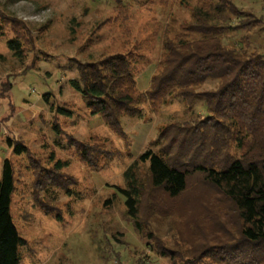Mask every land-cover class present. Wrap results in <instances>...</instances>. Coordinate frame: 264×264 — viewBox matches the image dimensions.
<instances>
[{
    "label": "rangeland",
    "instance_id": "1",
    "mask_svg": "<svg viewBox=\"0 0 264 264\" xmlns=\"http://www.w3.org/2000/svg\"><path fill=\"white\" fill-rule=\"evenodd\" d=\"M231 1L262 15L264 22V0ZM192 4L193 0H0V171L3 158H10L16 179L11 216L25 239L19 264H179L207 246L225 249L239 242L232 218L225 227L217 222L221 223L216 212L224 209V201L213 187L191 182V191L178 198L146 192L140 212L143 233L150 230L153 235L150 240L135 231L124 215L123 197L110 186L124 185L122 172L157 138L158 129L191 115L182 101L172 99L156 112L143 103L140 117L122 118L127 137L120 138L99 116L89 114L80 93L68 83L77 75L78 62L132 49L136 86L144 90L162 56L164 28L167 25L173 35L178 23L190 17ZM261 28L247 38L257 49L264 47V24ZM243 33L227 32L224 41L241 40ZM10 38L23 44L22 58L7 48ZM142 41L149 47L136 50L135 44ZM46 95L49 102L73 109V115L55 118ZM54 121L61 126L59 134L52 130ZM93 134L111 138L121 153L97 170L79 162L73 150L77 140ZM6 137L20 139L27 151L14 155ZM55 159L68 161L57 172L72 181L70 192L51 185L59 180L49 174ZM140 171L143 174L144 165ZM49 209L55 210L46 212ZM56 211L60 219L53 215ZM156 248L167 252L161 255Z\"/></svg>",
    "mask_w": 264,
    "mask_h": 264
},
{
    "label": "trees",
    "instance_id": "2",
    "mask_svg": "<svg viewBox=\"0 0 264 264\" xmlns=\"http://www.w3.org/2000/svg\"><path fill=\"white\" fill-rule=\"evenodd\" d=\"M263 24L262 15L257 17L231 0H193L190 17L178 23L173 35L167 25L164 28L162 56L144 90L136 86L132 49L97 61L78 62L77 75L68 80L82 96L89 114L99 116L120 138L127 137L122 118L140 117L143 103L156 112L172 99H179L191 114L158 129L157 138L122 172L124 185H110L123 197L124 215L135 231L150 240H154L153 235L150 230L143 233L140 212V200L146 192L160 191L178 198L191 191V182L213 187L224 201V209L216 212L223 225L217 222L223 227L232 218L239 242L225 249L207 246L179 264H264V47L257 49L248 40ZM242 30L241 40L224 41L227 32ZM5 43L14 57L22 58L23 44L18 38ZM146 47L148 41L135 44L136 50ZM7 84L9 90L12 84ZM45 101L55 118L73 115V109L49 102L47 95ZM51 127L55 134L61 132L57 121ZM6 143L14 155L27 151L20 139L6 137ZM73 150L77 160L92 170L121 155L111 138L99 134L77 140ZM49 157L53 158L52 152ZM67 165V160L55 159L49 174L60 180L51 185L70 192L72 181L57 172ZM15 181L11 159L3 158L0 264H19V248L25 244L10 210ZM53 215L61 218L59 211ZM158 252L165 255L167 251L163 248Z\"/></svg>",
    "mask_w": 264,
    "mask_h": 264
},
{
    "label": "crops",
    "instance_id": "3",
    "mask_svg": "<svg viewBox=\"0 0 264 264\" xmlns=\"http://www.w3.org/2000/svg\"><path fill=\"white\" fill-rule=\"evenodd\" d=\"M0 110H1V111H3V108H2V106H0Z\"/></svg>",
    "mask_w": 264,
    "mask_h": 264
}]
</instances>
